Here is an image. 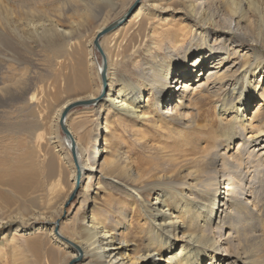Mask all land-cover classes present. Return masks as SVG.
I'll list each match as a JSON object with an SVG mask.
<instances>
[{"label":"bare ground","instance_id":"6f19581e","mask_svg":"<svg viewBox=\"0 0 264 264\" xmlns=\"http://www.w3.org/2000/svg\"><path fill=\"white\" fill-rule=\"evenodd\" d=\"M25 1L13 0L6 8L12 1L0 0V17L8 20L0 22V71L7 70L3 64L10 65L11 59L24 65L30 44L47 49L46 44L61 40L67 48L72 40V22L63 26L64 22L42 21L41 17L31 22L16 19L11 8L22 7ZM158 1L148 6L142 3L129 13L126 22L102 37L101 48L109 64L110 56L103 47L109 36H115L110 44H117V36L125 35L129 26L140 35L151 25L152 36H162L161 30L156 31L161 25L157 20L164 19L166 13L183 14V22H165L170 36L167 57L158 55L156 64L144 65L137 75L138 84L123 80L119 88L115 74L110 73L111 65L109 71L107 66V90L96 106L99 114L112 112L125 125L130 121L149 124L174 143L163 147L157 159L147 157L148 162L134 163L128 154L117 155V145L110 144L113 132L106 115L102 149L96 147L94 138L100 123L92 129L94 121L90 119L81 136L66 120L70 139L61 141L50 132L45 140L46 128H58L68 107L99 99L103 84L98 93L89 92L63 103L51 121L42 116L36 96L28 101L26 89H19L11 104L21 113L20 120L0 124V132L9 133L2 143L11 142L26 158L10 160L0 154V168L13 165L11 174L0 175V184L20 197L19 208L24 212L0 220V233L13 231L12 237L0 241V252L9 250L14 259L28 251L36 264L46 258L57 263L59 256L65 255L76 261L74 264L80 260L85 264H264V109L254 105V101L264 102V56L250 54L249 44L264 47V0H169L183 3L177 9ZM139 18L141 22L136 23ZM185 21L193 25L184 31ZM84 23L94 26L97 22ZM110 25L97 28L90 44ZM187 41L189 47L180 57L179 49ZM156 46L162 50L165 43ZM61 48L59 53L66 56L69 47L64 53ZM58 51L51 53L57 55ZM102 70L98 71L100 80ZM72 81L80 86L88 84L82 68L65 82L70 86ZM3 93L0 89V95ZM170 96L173 99L169 101ZM221 96L224 102L216 110L217 117L229 128L209 140L205 126L197 124L188 111L202 99ZM251 108L256 111L252 113ZM73 145L78 168L71 154ZM2 148L0 153L6 151ZM232 148L233 154L227 156ZM70 162L74 187L62 203L51 206L47 213L40 212L48 187L64 175V165ZM94 180L103 196L96 192L90 197L89 217H64L70 195L76 196L79 186L87 192L84 182L89 187ZM0 203L8 208L14 204L1 192ZM134 229L138 231L132 235Z\"/></svg>","mask_w":264,"mask_h":264},{"label":"rangeland","instance_id":"374dc122","mask_svg":"<svg viewBox=\"0 0 264 264\" xmlns=\"http://www.w3.org/2000/svg\"><path fill=\"white\" fill-rule=\"evenodd\" d=\"M11 1L12 3H8L6 8H10L13 5V0ZM135 1L136 0H109L107 4H104V1L100 2V0H26L22 7H12L11 10H13L16 15L14 17L16 19L25 18L27 22L36 21L40 17L42 21L53 19L58 22H64L63 26L68 25L67 22H72L73 37L70 44L67 46V48L69 47L68 49L63 45V41L61 40L55 44H46L47 49H41L30 44V54L27 55L24 65H22V62L13 59H11L12 63L10 65L3 64L7 70L0 71V83H2L0 84V89H4V93L0 95V106L7 104L9 105V108H0V124L8 125L20 120L17 119L21 113L17 112L15 107L11 104V100L18 96L19 89L21 88L26 89V100L29 101L33 95L36 96V104L39 106V110H41L44 119H47L48 121L53 119L54 114L57 112L59 107L66 101L75 97L85 96L89 92L98 93L100 87L102 86L100 76L98 74V71L102 69V57L95 50L94 43L93 45L90 43L94 39L97 28L100 26H108L110 23L112 24L113 22L120 20V18L126 14L128 6L134 5ZM153 1L154 0H142L138 7H140L142 3L148 6ZM158 4H162V6H172L173 9H177L175 7H183V3L171 2L169 0H159ZM86 10L89 15L86 13ZM180 12H184V10L182 9ZM182 16L183 14L176 15V13H166L164 14V19L160 21L157 20V22H161V25L158 26L156 24V26H158L156 27V29H158L156 31L161 30L162 36H152L154 26L151 25L150 27H147V29L142 30L140 35L137 34L139 30L134 31L135 27L129 26L125 30V35H123L125 37H123L122 34L121 36H117L119 37L117 44L115 42L114 44H110L115 36H109L110 38H107L104 44L105 46L103 45V47L110 56V62L109 64L107 63L108 71L109 65H111L110 73L115 74L114 82L117 88L121 87V81L123 80H131L134 82V85L138 84L139 80L137 75L138 73H141L142 68L145 67L144 65H147V63L149 65L156 64L158 55H160V57H167L165 53L167 49L166 46H170L168 44V38L170 36L168 35V28L165 26V22H183L184 18ZM250 19H252V16ZM139 20L137 19L136 23L141 22V18H139ZM0 22H8V20L1 19L0 17ZM84 22L97 23L94 26H87ZM185 22L188 23L182 26L184 31L189 28L188 25H193L189 21ZM130 29H132L131 33H129ZM184 36H186L185 32ZM103 41L104 39L102 38L100 44L103 43ZM160 43H165V47L162 50L159 46H156ZM189 43L190 42L187 41V44L179 49L180 57L185 55V49L189 47ZM249 44L251 48L250 54H262L264 56V47L254 42H250ZM59 46L62 47V53L65 52V49L68 50V54L66 56H62L59 53ZM53 49L58 51L57 55L51 53ZM252 55L250 58L251 60ZM81 68L88 84L80 86L79 84L76 85L72 81V84L69 86V84L65 81H68V79L75 74V71L80 70ZM25 86L27 87L25 88ZM194 88H196V86H194ZM263 89L264 85H262V91H264ZM170 99L173 98L170 96L169 101ZM208 99H202L199 104L196 103L191 105L188 115H192L193 119L195 118L197 120V124L205 126V129L209 132L208 138L210 140V138H215V136L217 137L225 132L229 128V124L226 121L224 122L225 124H220L217 117L218 112L216 110L221 104H223L224 96L215 99ZM150 101L152 100L150 99ZM254 105H258L260 109H264V102H261L260 104V102L254 101ZM97 106L90 108H77L73 110L67 118L69 127L80 136L83 133L84 124H86L89 119L94 121V124H92L93 126H91L92 129H95L96 122H99L100 125L97 127V131H94V138L97 142L96 147H100L101 149L103 148L102 138L106 137V116L107 119H110V125L112 126L111 130L113 132L112 134L116 136L113 138L111 136L112 134L109 135V139L111 138L110 144L112 143V147L117 145L115 147L117 148V155L128 154L134 163L148 162L150 159L147 157H154L157 159V157L163 153L160 152L163 147L174 143L173 139H167V137L163 136L161 132H156L149 124L145 125L136 121H130L127 125H125L121 122L120 118L118 116H114L115 114L112 112L99 114ZM250 110L252 113L256 111L255 108H251ZM248 117L251 118L252 115H248ZM141 125L144 127L140 128ZM66 127L69 130V127ZM46 129V136L44 137L45 140L50 132L61 141H64L67 138L62 132L60 124L58 128L54 127V129L49 130L50 127H47ZM8 136V132H4L3 130L0 132V151L3 150L2 147L4 146L6 149V151L0 154L10 158V160H25V153L23 151H17V147L12 145L11 142L5 140V143H2V140L4 141V139H8ZM157 144L158 146H156ZM101 149L97 150L99 151ZM231 151L232 152L228 153L227 156H231V154H233V148ZM108 158H111V156H108ZM71 159L73 160L72 157ZM12 166L13 165H8L4 168H0V175L11 174ZM72 168V162L68 163L67 166L64 165V175H61L60 178L57 177L52 181L53 184L48 187L49 190L47 189L48 197L45 201L46 204H44L45 207L42 206L40 212L47 213L51 206H57L62 203L68 193L71 192V189L74 187V180L71 177L73 171ZM81 184L82 183L80 182V185ZM96 184L97 183L94 180L91 184H89V187H86L87 181L84 182V188H87V192H84L85 189H81L79 186L76 196L72 200V204L69 207L64 205V217H67L70 220L76 215L79 219H87L89 217L88 211L91 207V201L89 200L90 197H94L96 192H98L100 196H103V193H101L102 190L98 189ZM52 186L54 187L52 188ZM0 192L6 194L7 197L14 203L9 208L5 207L4 203H0V220L10 215L14 216L24 212L19 208V203L21 202L20 197L18 195H14L10 188L0 184ZM220 192L223 193V190H220ZM33 196L34 193L30 195V197ZM82 200H84V203L82 205V210L79 212L78 210L81 206ZM99 206L104 208L103 204H99ZM46 207H48L47 210ZM31 213H33L32 209L29 214ZM83 214L85 216H83ZM40 223H43V221ZM133 223L137 224L134 220ZM137 231L138 229H134L132 231V235H135L134 233ZM2 233H0V235L2 234L0 236V241L2 242H4L5 238L9 239V237H12L13 235V231L9 233V230L8 232L3 231ZM10 256L11 253L9 250L5 253L0 252V264H36L35 260L28 251L18 254L14 259L13 256ZM65 257L66 258L59 256L60 260L57 263L55 261L50 262L49 259L46 258L39 264H69L73 260L69 255H65ZM85 263L86 262H83V260H80L78 264Z\"/></svg>","mask_w":264,"mask_h":264},{"label":"water","instance_id":"95a60500","mask_svg":"<svg viewBox=\"0 0 264 264\" xmlns=\"http://www.w3.org/2000/svg\"><path fill=\"white\" fill-rule=\"evenodd\" d=\"M142 0H136L135 4L132 6V8L127 12L128 14L123 16L122 18H120V20H117L116 22H113L106 30L105 33L99 35L96 40L94 41V46H95V49L96 51L100 54V56L102 57V67H103V70L101 72V80H102V84H103V93L102 95L100 96L99 99L93 101V102H86V103H78V104H75V105H72L70 107H68L63 113H62V116H61V120H60V126L62 127L63 129V134L68 138L70 139V132L67 131V127H66V120L69 116V113L74 109V108H80V107H94L96 106L97 104H99L102 100H103V97H104V94H105V91L107 90V63H106V57L102 51V48H101V44H100V40L102 39V37H104L105 35L109 34L112 30L118 28L120 25H122L124 22H126V20L128 19V16H129V13H132L135 11V9L139 6V4L141 3ZM71 154L74 158V161H75V164H77V168H78V162L76 160V151H75V145H73V147L71 148ZM78 173H79V169H78ZM75 195L71 194L67 204H66V207H69L71 204H72V200L74 199ZM58 227V226H57ZM58 230V229H57ZM57 230H56V233H57ZM69 245L72 246V244H70L68 242ZM76 262V261H74ZM74 262H70L69 264H74Z\"/></svg>","mask_w":264,"mask_h":264}]
</instances>
